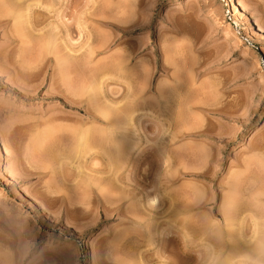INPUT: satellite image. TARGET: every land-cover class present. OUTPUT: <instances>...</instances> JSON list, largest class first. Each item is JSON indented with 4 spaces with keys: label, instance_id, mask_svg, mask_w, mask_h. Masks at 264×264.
<instances>
[{
    "label": "rangeland",
    "instance_id": "1",
    "mask_svg": "<svg viewBox=\"0 0 264 264\" xmlns=\"http://www.w3.org/2000/svg\"><path fill=\"white\" fill-rule=\"evenodd\" d=\"M15 1L0 264H264V0Z\"/></svg>",
    "mask_w": 264,
    "mask_h": 264
},
{
    "label": "bare ground",
    "instance_id": "2",
    "mask_svg": "<svg viewBox=\"0 0 264 264\" xmlns=\"http://www.w3.org/2000/svg\"><path fill=\"white\" fill-rule=\"evenodd\" d=\"M16 1H17V2H16ZM16 1H15V2L18 3L19 5H21L22 2H23V4H24V0H16ZM18 4H17V5H18ZM19 7H20V6H19ZM19 7L17 8L18 10H19ZM21 7H22V6H21ZM21 7H20V8H21ZM27 7H28V10H29V9H31L33 6H32V7H31V6H27ZM24 8H25V7L23 6V10H24ZM21 9H22V8H21ZM21 9H20V10H21ZM26 9H27V8H26ZM26 9H25V10H26ZM235 9H236V7H235ZM20 12H21V11H20ZM23 12H24V11H23ZM23 12L20 13V14H21V15L24 14ZM17 13H18V11H17ZM25 13H26V12H25ZM235 14H237V13L235 12ZM239 14H240V13L238 12V16H240L242 13H241L240 15H239ZM6 16H7V15H6ZM19 16H20V15H19ZM19 16H17V17L19 18ZM22 17H23V15H22ZM0 18H1V17H0ZM3 18H4V17H3ZM18 18H15V19H18ZM20 19H21V17H20ZM15 21H16V20H15ZM18 21L20 22V20H18ZM19 22H18V24L21 25V22H20V23H19ZM4 23H5V22H4ZM49 35H50V34H49ZM47 36H48V35H47ZM48 38H50V37H48ZM52 39H53V38H52ZM49 40L51 41V39H49ZM50 41H48L47 46H46V44L44 45V47H46V54H47L48 56H51L50 54L54 53V52H53V50H54V48H53V47H54V45H53V44H54V40L52 41L53 44H51L52 42H50ZM13 42H14V41H13ZM44 49H45V48H44ZM5 50H6V49H5ZM10 51H11V50H10ZM5 52L8 53V54H11V53L13 54V53H14V51L9 53V50H8V51L6 50ZM44 52H45V51H44ZM6 53H5V54H6ZM19 53H21V52H19ZM12 54H11V55H12ZM44 54H45V53H44ZM63 56H64V55H63ZM63 56H62V57H63ZM37 57H39V56H37ZM52 57H53V56H52ZM54 57H55V55H54ZM39 58H40V57H39ZM46 58H47V57H46ZM55 58H57V57H55ZM60 58H61V57H60ZM70 58H71V57L68 56V55H67L66 57L61 58V59H60L61 62H59V67H60V68L58 67L59 70H61V71H60L61 73L59 72L60 75H59V73H58V75L61 76V77H59V79L61 78V79L63 80V82H62V80H61V84H63L64 87L67 88V89H69V90H70V88H68V83H69V82H68V79L70 78V77L68 76V75H69V71H70L69 68H70V66H72L71 64H73V62L70 61V60H71ZM40 59H41V58H40ZM42 59H43V57H42ZM62 59H64V60H62ZM245 59H247V57H245ZM36 60H37V59H36ZM33 61H34V60H33ZM33 61L31 60L30 62H33ZM40 61H41V60H40ZM57 61H58V59H57ZM70 62H71V64H70ZM38 63H39V61H38ZM41 63H42V62H41ZM41 63H40V64H41ZM27 64H28V63H26V64L24 63V64H23V65H24V68H25V65H27ZM29 64H30V63H29ZM33 64H34V62H33ZM35 64H36V63H35ZM13 65H14V64H13ZM36 65H37V64H36ZM28 66H29V65H28ZM19 67H20V65H19ZM19 67H18V68H19ZM36 67H37V66H35V68H36ZM39 67H41V66H39ZM29 68H30V67H29ZM33 68H34V67H33V65H32V69H33ZM23 70H24V69H23ZM28 70H31V69H28ZM34 70H35V69H34ZM24 71H25V70H24ZM31 71H32V70H31ZM19 72H20V68H19ZM33 72H34V71H33ZM21 75H24V74H21ZM28 75H29V74H28ZM31 76H32V75H31ZM174 78H175V77H174ZM174 78H173V81L175 80L174 82L176 83V79H174ZM52 79H53V78H52ZM173 81H172V82H173ZM54 82H55V81H54ZM54 82H53V83H54ZM57 82H58V81H57ZM58 83H59V82H58ZM51 84H52V83H51ZM52 85H53V84H52ZM63 85H60V86H63ZM53 86H54V85H53ZM55 86H56V85H55ZM55 86H54V87H55ZM69 86H70V84H69ZM56 87H58V86H56ZM51 88H52V87H51ZM52 89H53V88H52ZM57 89H58V88H57ZM67 89H66V90H67ZM53 91H54V90H53ZM64 92H65V91H64ZM66 92H68V90H67ZM66 92H65V93H66ZM70 92H71V90H70ZM61 94H62V93H61ZM61 94H60V96H61ZM68 94H70V93H68ZM67 96H68L67 94H66V97H63V96H62V97H63V101H62V102L64 103V105L73 106V103H72L73 100L70 101V100H69L70 98H68ZM80 103H81V102H80ZM81 104H82V103H81ZM79 105H80V104H79ZM109 109H110V108H108V110H109ZM105 110H106V109H105ZM102 111H103V110H102ZM102 111H101V112H102ZM106 111H107V110H106ZM110 111H111V110H110ZM110 111H109V112H110ZM103 112H104V111H103ZM103 112H102L101 114H103V116L106 118V116H108V115H106V113H103ZM1 113H2V112H1ZM1 113H0V114H1ZM111 113H112V111H111ZM104 114H105V115H104ZM107 114H109V113H107ZM110 116H111V115H110ZM94 117H95V116H94ZM91 118H92V117H91ZM57 119H58V118H57ZM53 120H54V119H53ZM93 120H94V121H98V120L95 119V118H94ZM132 120H133V119H132ZM47 121H48V120H47ZM49 121H50V120H49ZM54 121H56V118H55ZM100 121H101V120H100ZM133 121H134V120H133ZM20 122H21V121H19V123H20ZM44 122H45V121H44ZM52 122H53V121H52ZM52 122H51V123H52ZM101 122H102V121H101ZM130 122H132V121H130ZM16 123H17V122H15V124H16ZM19 123H18V124H19ZM9 124H10V123H9ZM15 124H14V125H15ZM26 124H27V123H26ZM31 124H32V123H31ZM44 124H45V123H44ZM49 124H50V123H49ZM81 124H82V123H81ZM23 125H25V124L23 123ZM27 125H28V124H27ZM84 125H85V124H84ZM19 126H20V125H19ZM30 126H32V125H30ZM39 126H40V125H39ZM39 126H38V124H37V130L40 129V128H43V127H47V126L51 127L50 125H47V126L43 125V127H41V126H42V125H41L40 128H39ZM52 126H53V125H52ZM81 126H83V125H81ZM5 127H8V126H5ZM13 127H14V126H13ZM33 127H34V125H33ZM49 127H48V128H49ZM9 128H10V125H9ZM9 128H8V129L5 128V129H6L5 131L2 130V131H4V133H1V131H0V133H1V135H2V138L5 139V141H7V140H9V139H12V138L14 137L15 133H16V132H14V131H16V129L13 130L14 134H13V132L10 130V129H12V126H11L10 129H9ZM25 128H28V126L25 127ZM35 128H36V127H35ZM64 128H65V127H64ZM82 128H83V127H82ZM19 129H21V128L19 127ZM19 129H18V130H19ZM46 129H47V128H46ZM61 129H62V128H61ZM65 129H66V128H65ZM37 130H36V132H37ZM68 130H69L68 128L66 129V131L64 130V131H65V134H66V132H68ZM84 130H85V129H84ZM50 131L52 132V127H51V129L48 130V132H50ZM53 131H55V132L57 133V131H56L55 128L53 129ZM58 131H59V130H58ZM70 131H73V132H74V130H70ZM75 131H76V130H75ZM11 132H12V133H11ZM42 132H43V131H42ZM80 132H81V134H80ZM87 132H88V130L86 131V134H87ZM45 133H46V132H45ZM61 133H63V131H61ZM61 133H60V134H61ZM70 133H71V132H70ZM78 133L80 134V135H79V137H80L79 140H80V141H82L81 138L84 139V137H87V136L85 135V132H84L83 130H82V131L79 130ZM42 134H43V133H42ZM48 134H49V133H48ZM51 134H53V132H52ZM76 134H77V132H76ZM9 135H10V136H9ZM16 135H17V134H16ZM18 135H19V133H18ZM44 135H45V134H44ZM46 135H47V134H46ZM58 135H59V134H58ZM66 135H67V134H66ZM66 135H63V136H66ZM68 135H69V134H68ZM87 135H88V134H87ZM38 136H40V137L42 136V137H43V135H41L40 133H38V135H36V137H35L36 139L33 140V141L31 140V142H32V143L38 148V150H39V148H40V150H41V148H42V150L46 148V149H45V151H46V150H47V147H45V146H47V144L44 146L43 138H42V137H41L42 139H41V138H37ZM47 136L49 137V136H51V135L49 134V135H47ZM53 136H55V135H53ZM53 136H52V137H53ZM59 136H60V135H59ZM61 136H62V135H61ZM72 136H73V135H72ZM48 137H45V138H48ZM67 137H68V136H67ZM67 137H66V138H67ZM73 138H75V137H73ZM6 139H7V140H6ZM33 139H34V138H33ZM49 139H51V138H49ZM56 139H57V138H56ZM56 139H55V141H56ZM58 139H59V138H58ZM71 139H72V138H71ZM85 139H86V138H85ZM85 139H84V140H85ZM12 140H15V139H12ZM44 140H45V139H44ZM60 140H61V139H60ZM84 140H83V141H84ZM9 141H10V140H9ZM69 141H70V140H69ZM83 141H82V142H83ZM19 142H20V141H19ZM19 142H18V143H19ZM52 142H53V140H52ZM73 142H74V139H73ZM82 142H81V145L84 146V145L82 144ZM84 142H85V141H84ZM84 142H83V143H84ZM65 143H67V142H65ZM68 143H69V142H68ZM76 143H77V142H76ZM55 144H56V143H55ZM55 144H54V145H55ZM74 144H75V143H74ZM84 144H85V143H84ZM48 145H49V144H48ZM54 145H53V146H54ZM61 145H62V144H61ZM61 145H60V146H61ZM65 145H66V144H65ZM35 146H34V147H35ZM51 146H52V145H51ZM51 146H50V147H51ZM74 146H75V145H74ZM79 146H80V145H79ZM36 147H35V148H36ZM44 147H45V148H44ZM50 147H48V148H50ZM51 148H53V147H51ZM51 148H50V149H51ZM77 148H79L78 145H77ZM79 149H80V148H79ZM81 149H82V148H81ZM51 150H52V149H51ZM36 151H37V149H36ZM45 151H41V152H43V153L45 154ZM47 151H48V150H47ZM47 151H46V152H47ZM49 151H50V150H49ZM53 151H54V150H53ZM37 153H38V152H37ZM48 153H49V152H48ZM39 154H40V153H39ZM41 154H42V153H41ZM41 154H40V155H41ZM42 155H43V154H42ZM45 156H46V155H45ZM49 156H51V155H49ZM42 157H43V156H42ZM46 157H48V156H46ZM43 158H44V157H43ZM44 159H45V158H44ZM47 159H50V158H47ZM47 159H46V160H47ZM25 160H26V159H25ZM26 161H27V160H26ZM19 163H20V162H19ZM93 191H94V193H99V194H101V189H99V188H95V190L93 189ZM3 196H4V194L0 191V198L3 197ZM100 197H101V195H100ZM156 198H157V197H156ZM156 198H153L152 200H150V201H151L150 203H151L152 205H154V204L157 203V199H156ZM99 200H100V199H99Z\"/></svg>",
    "mask_w": 264,
    "mask_h": 264
}]
</instances>
